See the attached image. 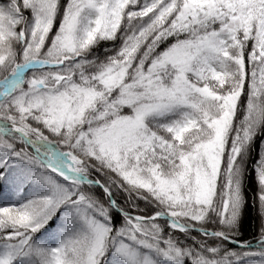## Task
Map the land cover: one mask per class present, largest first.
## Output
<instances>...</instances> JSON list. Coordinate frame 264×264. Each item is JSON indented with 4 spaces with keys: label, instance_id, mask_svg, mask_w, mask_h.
I'll return each mask as SVG.
<instances>
[{
    "label": "snow or ice",
    "instance_id": "1",
    "mask_svg": "<svg viewBox=\"0 0 264 264\" xmlns=\"http://www.w3.org/2000/svg\"><path fill=\"white\" fill-rule=\"evenodd\" d=\"M0 264H264V0H0Z\"/></svg>",
    "mask_w": 264,
    "mask_h": 264
},
{
    "label": "trees",
    "instance_id": "2",
    "mask_svg": "<svg viewBox=\"0 0 264 264\" xmlns=\"http://www.w3.org/2000/svg\"><path fill=\"white\" fill-rule=\"evenodd\" d=\"M250 220H251V216H249V218L246 220L245 224H246V228L248 226V224L250 223ZM250 230V229H249Z\"/></svg>",
    "mask_w": 264,
    "mask_h": 264
}]
</instances>
